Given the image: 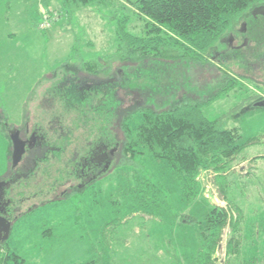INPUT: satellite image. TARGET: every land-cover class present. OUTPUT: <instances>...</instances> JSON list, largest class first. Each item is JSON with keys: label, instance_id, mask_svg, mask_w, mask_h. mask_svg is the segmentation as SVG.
I'll list each match as a JSON object with an SVG mask.
<instances>
[{"label": "rangeland", "instance_id": "obj_1", "mask_svg": "<svg viewBox=\"0 0 264 264\" xmlns=\"http://www.w3.org/2000/svg\"><path fill=\"white\" fill-rule=\"evenodd\" d=\"M135 2L95 0L82 6L65 0H0V180L12 177L10 131L25 124L43 127L61 147L74 139L82 147L106 139L127 144L129 133L138 142L126 155L118 153L108 174L76 194H61L62 174L24 181L18 217L0 245L3 263L194 264L204 243L199 230L214 205L239 219L236 261L264 253V20L261 33L249 35L252 52L228 53L227 30L203 57L180 60L170 53L166 60L150 57L135 67L119 60L115 41L124 18L130 33L150 37L151 23ZM260 3L264 0L254 5ZM89 63L93 77L124 82L118 93L115 86L72 87V76H90L84 69ZM221 88L226 90L216 95ZM120 97L119 108L114 98ZM193 102L203 104L207 118L233 131L239 149L200 169L198 196L183 200L167 162L137 138L142 116L134 113L130 130L122 126V116L141 107L160 112ZM51 123L57 128L49 130ZM138 180L149 182L159 209L141 201ZM74 183L77 188L81 181ZM233 226L228 220L214 264L227 260Z\"/></svg>", "mask_w": 264, "mask_h": 264}, {"label": "trees", "instance_id": "obj_2", "mask_svg": "<svg viewBox=\"0 0 264 264\" xmlns=\"http://www.w3.org/2000/svg\"><path fill=\"white\" fill-rule=\"evenodd\" d=\"M93 1L95 0H65V3L86 6ZM258 1L263 0H136L134 4L139 14L151 23L148 32L150 37L133 35L127 30L129 19L119 20L115 40L117 57L124 65L135 67L140 60H149L150 57L166 60L167 54L170 53L180 60L184 57L191 58L190 54L203 57L201 53L206 52L225 31L235 29L241 14ZM88 66H93V63L86 64L84 69L89 74H95L96 72L90 73L92 70ZM121 73L122 70H118L117 74ZM113 85L114 93H118L124 82L114 78ZM225 90L222 88L219 95ZM120 99L121 97L114 98V105L119 108L122 107ZM124 101L123 99V104ZM201 105L203 104L194 102L181 104L160 112L141 107L122 116L125 121L122 126L126 125L128 130L132 129L128 121L134 119V113L142 116L140 123L135 127L137 138L150 147H155V156L167 162L179 183L183 200L198 196L196 189L200 185L197 180L200 169L215 162L220 163L222 158L233 156L239 149L233 131L221 127L216 120L207 118L201 111ZM133 137L135 138L133 133H129V140H132L124 144L126 153L134 149L132 146H137L138 142ZM220 178L218 175L217 180ZM137 189L146 207L153 210L161 207L155 204L153 188L148 181L138 180ZM228 220L232 226L235 225L226 247L227 260L224 264H264V253L253 258L246 257L242 262L234 259L241 250L240 240L236 235L239 219L229 216L227 208L216 205L212 206L205 217L204 227L199 230L204 243L200 246L194 264H214L217 244ZM0 264H5L2 258Z\"/></svg>", "mask_w": 264, "mask_h": 264}, {"label": "flooded vegetation", "instance_id": "obj_3", "mask_svg": "<svg viewBox=\"0 0 264 264\" xmlns=\"http://www.w3.org/2000/svg\"><path fill=\"white\" fill-rule=\"evenodd\" d=\"M254 4L255 3L243 12V14H246L243 15L244 20L242 21L241 27L231 29L228 32V37L223 39L231 49L228 53H234V56L242 54L245 50H250L252 52L253 49L251 48V39L249 35L253 36L252 33L255 32L254 30L261 33L262 27L260 24L261 20H264V3H260L257 6ZM225 51H228V49ZM247 64L248 63H246V65ZM68 80L71 81L72 87L74 85L75 87L79 85L78 90H89L96 88L98 85L114 87L113 78L103 80L93 77V74H90V76L85 75L82 79L79 78V76H72V78ZM66 82L67 79L64 80L59 87H65L64 83ZM76 82L78 84H76ZM221 89L216 92V95L219 94ZM35 127L36 128H31L29 124H25L21 129H12L10 131L11 141L12 138L17 135V138H19L24 145L23 155L20 161L14 165V145L12 144V170L10 171L12 177L0 180V216L11 221L12 225L18 217L15 215V212L19 209L18 202L21 203L24 200L21 190L24 181L37 179L39 178V174H42L41 178L43 177V179L44 174H62L64 175V179H62L61 186L65 187V190L62 191L61 194H76L78 192L77 190L88 187L101 175L108 174L118 153L125 154L123 149L124 142L120 141V139L115 141L106 139L105 141L94 142L90 145L84 144L83 147L79 140L74 139L68 140V146L61 147L53 144L52 138H48L45 135V133L49 134L46 129L43 127L40 128V126ZM47 127L49 130L57 128L54 123H51L50 126ZM58 128L64 130L63 125ZM76 146L80 147L76 148ZM70 149L77 150L73 155L63 157ZM83 150H85V152H83ZM43 179H41V181ZM74 180L81 181L77 188H75ZM41 181L38 179L37 182Z\"/></svg>", "mask_w": 264, "mask_h": 264}, {"label": "water", "instance_id": "obj_4", "mask_svg": "<svg viewBox=\"0 0 264 264\" xmlns=\"http://www.w3.org/2000/svg\"><path fill=\"white\" fill-rule=\"evenodd\" d=\"M13 145H14V154H13V160H14V165H16L24 151V145L22 141L17 138V135L12 138ZM12 229V222L8 221L5 217L0 216V244L6 242L10 236Z\"/></svg>", "mask_w": 264, "mask_h": 264}]
</instances>
